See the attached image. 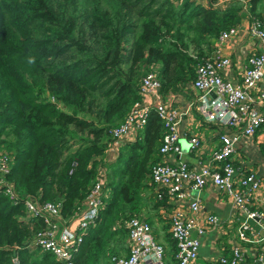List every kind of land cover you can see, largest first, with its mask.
<instances>
[{
    "label": "trees",
    "instance_id": "trees-1",
    "mask_svg": "<svg viewBox=\"0 0 264 264\" xmlns=\"http://www.w3.org/2000/svg\"><path fill=\"white\" fill-rule=\"evenodd\" d=\"M261 2L245 0V11L262 19L256 11ZM242 5V0L223 7L216 0L207 5L0 0V151L7 153L5 177L19 197L13 202L0 191V264H63L49 251L29 246L42 220L26 219L21 199L59 201L65 218L84 199L98 165L107 195L72 261L105 264L110 254L126 251L125 229L112 224L147 203L143 192L159 158L161 122L150 110L144 126L110 162L102 160L108 127L137 101L138 79L151 62L158 65L162 91L191 80L211 39L245 14ZM149 201L156 207L163 199ZM162 236L171 248L167 232Z\"/></svg>",
    "mask_w": 264,
    "mask_h": 264
},
{
    "label": "built area",
    "instance_id": "built-area-1",
    "mask_svg": "<svg viewBox=\"0 0 264 264\" xmlns=\"http://www.w3.org/2000/svg\"><path fill=\"white\" fill-rule=\"evenodd\" d=\"M244 1L242 0V6L245 11ZM245 13L248 15L247 11ZM239 31L238 24L219 30L211 48L203 52L194 66L191 84L201 91L197 100L210 109L216 121L223 126V130L217 134V143L197 168L189 167L184 160L167 159L168 155L180 151L178 123L181 112L161 99L156 62H151L138 79L137 101L118 123L109 126L107 130L109 140L104 148V157L110 160L116 155L117 148L131 141L144 126L150 110H154L161 122V136L157 145L159 158L150 167L148 183L155 189L156 199L165 198L170 204L165 218L166 232L174 244L171 264H197L195 259L200 246V235L205 231V225L196 217L200 210L197 195L190 197L186 207L179 206L186 196L185 187L198 189L205 184H212L226 194L245 216L235 227V235L239 239L245 238L244 231L248 229L246 219L257 220L264 229V207L251 203L260 179L254 172L235 167L232 162L239 137L253 135L264 124V90L256 89L257 82L264 75V21L250 15L241 30L253 37L261 45V49L250 51L245 56L241 79L235 82L222 75V69L230 64V58L221 53L220 45L234 38ZM187 141L189 149L199 153V136L190 133ZM107 149L112 151L111 155L107 154ZM8 170L7 153L0 151V191L16 202L19 199L18 193L12 182L5 177ZM102 171L96 173L82 202L65 218L60 215L59 201H39L28 195L23 196L21 201L25 218L40 217L42 220V226L29 239V246L49 251L63 264H73L72 255L82 234L87 225L94 223L107 195L102 187L104 170ZM67 218L71 221L65 224L68 222ZM202 218L209 228L218 227V218L213 213H204ZM112 227L125 229L126 251L110 254L111 264H168L164 245L157 239L145 208L128 216H120ZM216 259L218 264H243L244 251L238 241H233L229 253L218 255ZM248 264H264V249L257 252Z\"/></svg>",
    "mask_w": 264,
    "mask_h": 264
},
{
    "label": "crops",
    "instance_id": "crops-1",
    "mask_svg": "<svg viewBox=\"0 0 264 264\" xmlns=\"http://www.w3.org/2000/svg\"><path fill=\"white\" fill-rule=\"evenodd\" d=\"M197 1L203 5L208 4V0ZM227 2L228 0H216V5L223 7ZM256 11L260 12V17L264 21V0L256 5ZM250 15L253 14L242 13L237 22L240 29L239 34L220 45L221 53L228 55L230 58V64L222 69V75L235 82H239L241 79L245 56L250 51L256 52L261 49V45L253 37L241 31L244 25L247 24ZM213 42L214 38L211 39L210 45ZM256 89L264 90V75L257 82ZM200 93L199 89L192 86L191 80L177 82L175 86L166 91L160 90L161 99L175 106L181 112L178 123L180 151L168 155L167 159L172 161L184 160L189 167L193 168H197L204 161L208 151L217 143V134L223 130V126L216 121L210 109L201 105L197 100ZM190 133H196L199 136V153L189 149L187 136ZM107 154L111 155L112 151L107 149ZM114 157L108 161L105 159L110 162L113 161ZM232 162L235 167L252 171L259 177L260 184L253 192L251 203L252 205L256 204L259 207H264V124L253 135L239 137L235 144ZM184 189L186 196L181 200L179 206L186 207L190 197L197 195L200 199V210L196 217L199 222L205 225V231L200 235V246L195 259L197 264H218L217 256L227 255L233 241H238L244 251L243 264H248L257 252L264 249V229L255 219L245 220L248 229L244 231V239H239L235 235V227L245 219V216L216 185L205 184L198 189L189 187ZM143 193L147 203L142 207L146 209L148 220L153 228L159 220L166 221L165 214L170 209V204L164 198L163 202L156 207L150 205L149 199H155V189L152 184H149V187ZM204 213H213L218 218L217 228H209V225L203 222L202 214ZM67 219L68 222L65 224L71 221V219ZM59 224L62 225V223ZM163 224L165 223H162V226ZM153 230L154 232L159 231L154 228ZM163 241L165 242V240ZM173 251L174 244L172 242L171 248L165 250V259L168 264L173 261ZM105 264L111 263L105 262Z\"/></svg>",
    "mask_w": 264,
    "mask_h": 264
},
{
    "label": "rangeland",
    "instance_id": "rangeland-1",
    "mask_svg": "<svg viewBox=\"0 0 264 264\" xmlns=\"http://www.w3.org/2000/svg\"><path fill=\"white\" fill-rule=\"evenodd\" d=\"M145 71V70H144ZM143 71V72H144ZM142 72V73H143ZM108 134V133H107ZM106 134V135H107ZM74 141L76 140V138L74 137V139H73ZM73 145H75V144H73ZM103 161H106V159H105V157L103 156V159H102ZM103 167L101 166V165H98L97 166V173H102L103 171ZM150 202V201H149ZM162 223H166V221L165 220H159L158 221V223L156 224V225H154V229L155 230H159L157 233H156V236H157V239L158 240H160L162 243H163V245H164V248H165V250H167L168 249V247L166 246V244H165V242L162 240V238H161V236H162V234L164 233V231H166V229H165V227H163L162 226ZM160 235V237H159V235ZM163 237V236H162ZM124 245H125V241H124ZM124 247V246H123ZM116 248H117V250H118V245L116 246ZM125 248V247H124ZM125 250V249H124ZM124 250H123V248L122 247H119V252H124ZM106 262L107 263H109L107 260H106Z\"/></svg>",
    "mask_w": 264,
    "mask_h": 264
},
{
    "label": "water",
    "instance_id": "water-1",
    "mask_svg": "<svg viewBox=\"0 0 264 264\" xmlns=\"http://www.w3.org/2000/svg\"><path fill=\"white\" fill-rule=\"evenodd\" d=\"M212 94V93H211ZM192 234H194V233H192Z\"/></svg>",
    "mask_w": 264,
    "mask_h": 264
}]
</instances>
